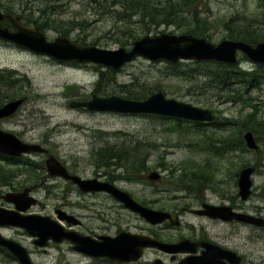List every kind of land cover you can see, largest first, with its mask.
I'll use <instances>...</instances> for the list:
<instances>
[{"label":"rangeland","instance_id":"1","mask_svg":"<svg viewBox=\"0 0 264 264\" xmlns=\"http://www.w3.org/2000/svg\"><path fill=\"white\" fill-rule=\"evenodd\" d=\"M114 1L0 0V11L9 6L13 11L9 13L14 17H20V21H23V15L34 14V17H31L33 20L43 15L39 23L45 24L42 31L51 41L64 36L56 30L53 21L46 19L65 22L68 28L74 29L69 37H66L70 41L83 39L84 47L94 46L103 50L114 51L121 48L129 50L132 45L122 46L120 42L130 44L135 36L141 39L148 35L187 34L188 27L183 23L154 26L149 22L145 25L141 23V15L140 17L139 14L134 15ZM152 1L157 4L166 0ZM258 1L197 0L193 4V9L212 22L211 29L207 31L211 37L206 39L217 44L227 39V33L220 21L231 16L256 14ZM191 5L192 3H189L188 7ZM70 22L75 24L71 26ZM79 26L81 29H78ZM262 29L264 30V26ZM127 34H131L132 37H128ZM238 58L239 67L243 66L246 70L257 68V65L244 55H238ZM177 65L178 68L173 69L174 66L166 62L153 63L137 57L121 69H112L116 72L114 79L101 82V73L109 68L95 64L79 67L60 64L29 50L8 46L0 40V94L5 97L0 100V108L17 100L11 99L14 94H19L18 99L25 100L14 116L0 123V128L16 134L21 140L36 144L47 141L49 143L47 147L55 156L65 161L70 169H80L81 174L86 177L93 178L101 173L108 175L111 180L119 179L117 185L136 202H160L158 207H179L178 210L183 207L195 210L198 203L202 204V209L205 205L228 206L235 212H239L235 209H244L248 214L264 219V85L261 89L247 93L244 91L245 102L239 99L231 101L228 100L227 92L225 94L208 83L206 78L208 71L202 67L203 64L187 60ZM146 90L152 94L159 91L167 99L211 110L217 118L227 119L229 124L234 123L236 129L239 127L244 129L246 124L253 125L247 116L254 113L259 124L254 126L259 129L251 132L259 146L258 150L252 151L245 146L241 151H231L228 154L233 161L216 164L210 158L211 154L201 149L203 141L201 135L215 133L222 136L226 131L223 126L218 128L217 125L205 123L198 127L188 124L178 126L174 121L176 118L91 112L85 108L71 107L75 102L90 101L94 94L100 98L117 96L128 100L130 92L139 93ZM245 132L243 131V134ZM103 148L109 149L108 155L112 152L127 153L126 158L131 157L129 163L137 159L135 166L144 169L135 178L129 179L126 168L133 167H130L129 163H125L126 167L124 164L122 167L101 166L96 161V155ZM195 163H207L205 165L214 172L217 186L203 182L202 185L195 187L194 191L182 190L180 187L182 184L194 179L192 176L182 175L187 170L184 166ZM247 167H255L256 172L252 177L251 195L247 200H242L239 196V173ZM29 171L33 175H38V184L41 185L37 192L43 205L39 210L46 214L42 217H51L56 206L65 201L61 199V194H64L65 190L60 189L57 192L58 189L53 187L51 189L49 182L46 188L43 185L45 171L37 172L34 169ZM155 172L162 176L161 181L151 182L148 179V175ZM68 173L72 175L69 171ZM21 176L18 182H23L26 174ZM29 183L30 181L25 182L27 186L31 184ZM68 190L71 191L72 188ZM76 199L78 197L73 195L70 200L77 202ZM128 210L132 211L129 208ZM124 215L128 219L134 218L127 212ZM185 221L189 225L205 228L204 230L211 234L216 242H226L233 249H237L244 258V264H264V229H257L259 227L252 225L254 227L241 229L239 235L235 236L232 234L231 226L216 225L199 216L187 215ZM141 225L145 226L143 223ZM190 231L185 229L182 233L187 235ZM2 233L7 237L11 236L10 232ZM58 251L51 250L48 254L33 256V262L64 264ZM13 260L0 252V264H19ZM66 260V264H86L70 254H66Z\"/></svg>","mask_w":264,"mask_h":264},{"label":"water","instance_id":"2","mask_svg":"<svg viewBox=\"0 0 264 264\" xmlns=\"http://www.w3.org/2000/svg\"><path fill=\"white\" fill-rule=\"evenodd\" d=\"M20 20V17H14L10 13L0 12V40L63 63H92L118 70L126 64L131 63L136 56H142L151 62H166L171 65L190 60L198 63L213 61L217 64L234 66L239 63L238 54L240 53L253 64L264 65V42L253 45L242 41L226 39L218 44H214L204 38H198L190 34L181 36L162 34L160 36H145L134 42L130 50L121 48L112 51L99 49L94 46L81 47L66 37H60L54 41H50L38 27H26L21 24ZM6 22L14 30H11L5 24ZM23 103L24 99H18L1 107L0 120L10 118L16 114ZM71 107L85 108L91 112L158 115L195 122H212L215 120V116L210 110L167 99L162 92H157L143 101L125 100L116 96L100 98L97 95H93L91 101L75 102L71 104ZM244 141L250 150H258L259 146L252 132L244 134ZM45 152L47 151L41 146L24 143L14 133L0 128V154L21 157L24 154ZM46 165L50 176L71 180L84 192H108L123 202L129 209L139 213L154 224L162 223L170 217L169 214L144 208L134 201L128 193L120 191L109 183H100L97 180H82L77 176L70 175L67 169L55 157H50ZM255 172V167H247L239 173L238 187L239 196L242 200H247L251 195L253 187L252 177ZM148 178L155 182L160 179V174L151 173ZM28 193L29 190H25L23 193H9L4 196L5 200L16 205L17 211L15 213H3L0 211V226H12L25 229L34 237H38L41 245L50 239L55 242H61L63 240L73 241L77 244V248L80 251L87 253L88 245L90 244L89 240L77 235L75 232H64L60 224L51 217H31L32 219H30V217H22L19 215V212L27 211L31 205L36 203L34 198L27 200ZM198 213L224 222L236 220L258 227L264 226V219L249 214L237 213L228 206L217 207L205 205L204 210ZM65 219L69 223H72L74 218L66 217ZM118 240L124 243L122 246L119 245L120 253L124 255H129L131 252L133 253L145 247L144 243L140 244L135 241H130L128 237L123 236ZM159 244L153 243L152 245L168 253H179L186 251L185 245L189 243L184 242L178 245ZM0 246L17 258L20 264H32L30 256L24 247L12 240L4 238L1 234ZM205 247L206 251L202 257L190 258L181 264H226L224 260L229 264H240L241 259L239 258L237 260L235 254L230 251L210 244L205 245ZM107 249L109 250L107 251ZM107 249L105 248L103 254L112 256V252L116 248Z\"/></svg>","mask_w":264,"mask_h":264},{"label":"flooded vegetation","instance_id":"3","mask_svg":"<svg viewBox=\"0 0 264 264\" xmlns=\"http://www.w3.org/2000/svg\"><path fill=\"white\" fill-rule=\"evenodd\" d=\"M4 44L16 47L8 43ZM65 65L74 67L81 66L72 63H65ZM3 121L5 120L0 121V123ZM22 141L27 143H33L32 141L27 140ZM38 144L46 148L48 152L31 153L29 155H24L21 158H12L7 156L6 161H8L9 163L12 162L11 164H22L23 162H28V164H30L32 168L37 169L38 172L45 171V181L43 185H45L46 188H48L47 183L49 182L51 184V189H58L57 192H59L60 189L65 190V193L61 194V199L65 200L66 202L63 201L61 204L57 205L53 211V214L50 216L60 223V225L64 229V232L73 231L77 233V235L87 238L90 244L88 245L87 253L80 251L77 248V244L69 240L62 241L60 243L47 241L44 247H41L40 245L38 247L37 245L39 239L31 237L26 231L12 227L0 228L1 233H11L10 237H7L2 233L4 236L25 246L28 249L29 255L31 256L32 260L33 256L37 257L40 255L48 254L51 250H59L58 253L61 256L60 259L64 260V264H66L67 262L66 254H70L71 256L76 257L77 259H81L86 264H181L190 258L202 257L206 251L205 245L210 244L219 246L226 251L233 252L237 260L239 258L241 259L240 264H244V258L237 251V249H233V247L228 245L226 242H216L211 237V234L207 233L204 230L205 228H198L194 225H189L188 222L185 221V219L187 215H195L203 218L204 220H208L209 222H213L216 225L220 224L222 226H231L233 228L232 234H234L235 236L239 235L241 229H244L246 227L252 228L254 226L245 223H240L238 221L223 222L221 220H214L206 216H200L197 214L199 211H201L199 209H202L203 207L200 203H198V205L195 207V210H192L188 207H183L181 210H178L179 207H158L157 205L160 204V202H138L146 208H151L155 211H161L171 216V218L165 221L164 223H150L146 219L141 217L139 214L128 210V208H126L123 203L117 201L112 195L106 192L101 191L85 193L81 191L79 187L75 185L72 181H66L65 179L59 177H50L46 171V160L50 156L55 155L47 147L49 146V143L47 141H40V143ZM55 157L60 160L61 163H63V165L68 169V171L72 175H78L83 179H95L99 182L112 183L121 190H124L117 185L118 182H120L119 179L111 180L108 175H103L101 173L96 174L93 178L86 177L81 174L80 169H70L68 167L69 165H67L65 161H63L58 156ZM162 179L163 178H161V180ZM18 180L19 176L15 177L11 181L6 180L1 183L0 209H3L5 211H16V205L13 203L6 202L3 198V195H5L6 193H20L23 192L25 189H29V196L35 197L37 199V204L30 207L28 211L23 215L38 217L46 215L45 213H42L41 210H39V208L43 205L39 199L37 192V188L41 186L38 184V175L33 178L29 177L24 180V182L30 181L31 184L29 183L30 185L28 186L26 184H18ZM65 187L67 188V190ZM70 187L73 191L68 190V188ZM73 195L78 197V199L75 200L77 202H73L74 200H70L71 196ZM29 196H27V199H29ZM69 200L70 203H68ZM111 204L113 206H111ZM235 210L239 211L240 213H248L244 209L238 208ZM126 212L130 213L132 216H134V218L128 219L124 215V213ZM67 215L74 217V219L72 220L73 223H68V221L65 219ZM184 221L186 222V224H184ZM141 223H143L145 226H142ZM185 229L191 230L190 234L184 235L182 231H184ZM257 229H264V227ZM172 232H175L176 234L171 235L170 233ZM123 236L129 237L130 241H135L140 244L144 243L145 247L141 250L138 249L133 253L131 252L129 255H124L120 253L119 249L120 246H122L124 243H122L121 240H118L120 237ZM158 241L166 245H178L184 242H188L189 244L185 246L187 249L186 251H182L179 253H168L164 250L159 249V247L152 245L153 243H158ZM105 248L116 249L113 252L111 251L113 253L112 256H108L103 254V252H105ZM108 250L109 249H107V251ZM0 251L2 250L0 249ZM1 253L13 260V257L11 255L6 254L5 252Z\"/></svg>","mask_w":264,"mask_h":264},{"label":"trees","instance_id":"4","mask_svg":"<svg viewBox=\"0 0 264 264\" xmlns=\"http://www.w3.org/2000/svg\"><path fill=\"white\" fill-rule=\"evenodd\" d=\"M196 1L197 0H166L165 2L159 1V3L154 4L155 1L152 0H115L114 3L121 4L125 10L132 12L134 15L139 14V17L141 15L142 21L141 18L140 21L145 25H148L149 22V24H153L154 26H159L161 24L183 23L185 26L188 27L187 34H192L199 38H210L211 36L207 34V31L211 29L212 22H210L207 17H204L199 14L197 10L193 9V4ZM189 3H192L191 7H188ZM2 10L4 12L13 13L12 8H10L9 6L8 8H4ZM134 15H129V17H134ZM31 17H34V14H31V16L23 15L24 25H34L39 27L42 31L44 29L45 24H40L39 19L41 20L43 15H41V18H38L37 20L31 19ZM46 20L53 21L56 30L60 32L61 35H63L64 37H69L71 31L74 30L72 29L73 27L68 28V24L65 22L50 20V18H47ZM72 24L75 23L70 22L71 26ZM220 24L223 26L227 33V39L242 41L253 45L260 42H264V30L262 29V26H264V0L258 1V8L256 14L231 16L229 19L220 21ZM78 29H81L80 26L78 27ZM127 35H129L128 37H132L131 34ZM132 39L133 41L130 42V44L128 42L127 44L122 42L120 43L122 46L133 45V43L138 40L136 36ZM83 42H85L83 39L74 41L75 44H82L81 46L85 45V43ZM199 64H203V66H201L208 71L206 75L208 83L214 87H217L219 90H221V92H224L225 94L228 93V100L231 101L232 99H239L245 102L246 100L244 99V91L245 93H247L251 90L261 89L264 85V66H257V68L253 70H246L243 68V66H227L220 65L215 62H204ZM171 66H174L173 69L178 68V65ZM115 75L116 72L109 68V70L101 73L100 81L103 82L106 79L112 80L114 79ZM151 95L152 93L147 90L139 93L132 91L129 93L127 99L141 101L147 99ZM4 98L5 97L0 94V100H3ZM18 98L19 94H14L13 96H11V99ZM247 118L250 119L249 121L254 124H246V127L244 129L242 127L236 129V125L234 123L229 124L227 123V119H223V121L222 119L216 117L215 121L211 124L215 126L217 125L218 128L220 126H223L225 127L226 131L222 134V136H219L215 133L202 134L201 136L203 137V141L201 149L203 151H206L207 153H210V158H212L216 164L218 162L229 163L233 161V159L230 158L228 154L231 151H241L246 146L245 141L243 139V131L253 132L258 131L259 129V127L255 128L254 126L259 125L256 121V116L254 113H252L250 116H247ZM161 119L165 120L164 118ZM174 121L177 123L178 126L182 124L193 125L194 127L204 125V123H194L178 119H174ZM261 125L263 126V123H261ZM234 138L238 140H234ZM108 151L109 149L103 148L100 149L96 155L97 163L103 167L109 168L113 165L122 167V164H124V166L126 167L127 165H125V163H129L131 159V157L126 158L127 156H125V154L127 153L112 152V154L108 155ZM0 159H3L2 161H0V185L4 181H11L18 175H22L26 172L28 173L27 178L31 177L30 175L32 173L31 171H29V169L31 170L32 168L27 162H23L22 164H11L12 162L9 163L8 161H6L7 156L5 157L1 154ZM136 162L137 159H135L134 162L131 161V163H129V166L133 167L126 168L128 175L127 177L129 179L135 178L136 175L144 169L142 167L135 166ZM205 164L195 163L186 164V166H184V169L190 170L191 172L186 170L185 173H183L182 175L192 176L194 177V179H191V182H188L187 184H182L180 186L181 188H183L182 190L194 191L195 187H198V185H202L203 182L211 183L213 186H217V183L214 180V172L208 168V165ZM11 165H13L14 167L10 168ZM233 165L234 164H232V166ZM23 168H25L26 170H24ZM237 176L238 174L236 175V177ZM24 180L23 182H18V184L24 185Z\"/></svg>","mask_w":264,"mask_h":264},{"label":"bare ground","instance_id":"5","mask_svg":"<svg viewBox=\"0 0 264 264\" xmlns=\"http://www.w3.org/2000/svg\"><path fill=\"white\" fill-rule=\"evenodd\" d=\"M26 27H28V26H26ZM2 41V40H1ZM2 42H4V43H8V44H11V43H9V42H5V41H2ZM11 45H14V44H11ZM14 46H16V45H14ZM16 47H19V46H16ZM19 48H21L22 49V47H19ZM24 49V48H23ZM141 58V59H145L144 57H142V56H136V58ZM145 60H147V59H145ZM147 61H149V60H147ZM151 62V61H150ZM207 62H213V61H207ZM198 63V62H197ZM202 63H204V62H202ZM110 68V67H109ZM111 69H113V68H111ZM61 163V162H60ZM129 167V166H128ZM135 172V171H134ZM22 247H24L26 250H27V252L29 253V251H28V249L25 247V246H23V245H21ZM14 257V256H13ZM13 259H15V261H17V258H13ZM18 262V261H17Z\"/></svg>","mask_w":264,"mask_h":264}]
</instances>
